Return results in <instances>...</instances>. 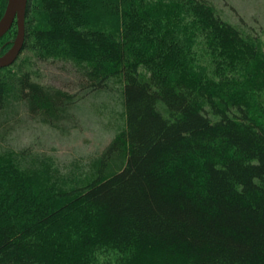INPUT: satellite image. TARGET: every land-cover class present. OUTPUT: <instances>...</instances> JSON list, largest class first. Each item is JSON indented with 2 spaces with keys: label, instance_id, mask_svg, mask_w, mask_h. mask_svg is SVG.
I'll list each match as a JSON object with an SVG mask.
<instances>
[{
  "label": "trees",
  "instance_id": "trees-1",
  "mask_svg": "<svg viewBox=\"0 0 264 264\" xmlns=\"http://www.w3.org/2000/svg\"><path fill=\"white\" fill-rule=\"evenodd\" d=\"M37 1L28 0L21 51L71 62L77 89L43 84L18 58L0 69V141L20 110L60 132L75 127L73 110L115 79L124 126L77 185L0 142V264H94L108 252L116 264H264L259 47L207 0ZM94 5L110 6L116 34L99 28ZM35 11L48 28L33 27ZM154 12L176 42L156 33ZM198 37L220 56L247 53L246 74L225 77L219 92L190 73L186 44Z\"/></svg>",
  "mask_w": 264,
  "mask_h": 264
},
{
  "label": "rangeland",
  "instance_id": "rangeland-1",
  "mask_svg": "<svg viewBox=\"0 0 264 264\" xmlns=\"http://www.w3.org/2000/svg\"><path fill=\"white\" fill-rule=\"evenodd\" d=\"M35 1L37 7L38 1ZM207 1L215 8L221 19L231 23L244 35L248 36V41L250 42L252 40L250 43L256 44L264 54V0ZM94 7L98 9L97 12L100 22L98 23L97 19L93 17V23L96 24L97 21L99 28L101 26V28H104L108 32L116 34L115 27L117 23L114 22L116 20L111 13L107 12L110 11V6L94 5ZM151 15L152 27L157 26L156 23L158 22L162 26L161 29H156V33L162 36L166 43L170 41L176 42L170 34L175 26H171V23L165 24V21L161 20L160 14L157 12ZM32 16L34 17L33 27H36V30L49 27L48 20L46 19L47 15L44 12L35 11ZM32 16L30 15V17ZM182 17L183 15L180 14L179 20L182 21ZM182 22V24H185L186 21ZM179 24L181 25L180 22ZM16 31V26L13 25L11 30L0 40V56L6 54L12 46L17 34ZM194 32L195 30L190 33L194 35ZM198 34L199 31L196 35ZM198 39L201 38H196L194 42ZM34 42H36L35 38H33L32 43ZM182 42L186 43V41L181 39L177 42L181 48ZM208 46L203 40L200 44H186L188 50L185 54V60L188 63L186 67L190 70V73L198 76V78L206 79L208 86L221 92V88L216 83L223 82L225 77L232 79L236 74H246L248 54L230 51L228 55L226 53L220 56L216 53L208 52L211 50ZM189 50H192V53ZM75 53L78 56L80 51L76 50ZM18 60L25 63L23 69H32L39 81L43 84L54 85L69 93L77 89L76 67L71 62L53 61L49 59L40 60L37 59L36 53L31 49L21 51ZM223 62H226V65L230 63V70H225L226 66ZM257 62H255L254 66L253 64L249 65L255 69L258 65ZM11 67L12 65L5 69L13 70L14 68ZM240 68H242V73H238ZM245 77L244 75L243 79ZM121 83L118 79L112 80L108 93L102 92L99 95L89 96L86 100L81 101L78 109L73 110L76 114L77 124L75 127L71 126V123L66 124L67 129L65 132H60L40 121L32 120L20 110L9 122L8 133L0 141L1 147L12 150L27 148L33 153H29L31 155H28V158H33L31 161L34 162L41 159L45 170L47 169L45 167L46 165L50 173H52V165L56 169V173H53L55 176L60 175L63 178L64 176L71 178L72 185L80 184L81 180L90 170V162L124 126ZM262 94L264 95V90ZM250 95H254V93L252 94L250 92ZM257 101L258 107L264 108V99L262 100L258 96ZM51 177L53 176L51 175ZM116 260L117 256L108 252L98 255L94 264H116Z\"/></svg>",
  "mask_w": 264,
  "mask_h": 264
},
{
  "label": "water",
  "instance_id": "water-1",
  "mask_svg": "<svg viewBox=\"0 0 264 264\" xmlns=\"http://www.w3.org/2000/svg\"><path fill=\"white\" fill-rule=\"evenodd\" d=\"M28 0H7L6 7L0 17V40L16 26V37L8 52L0 56V69L8 68L18 58L25 42V18Z\"/></svg>",
  "mask_w": 264,
  "mask_h": 264
}]
</instances>
